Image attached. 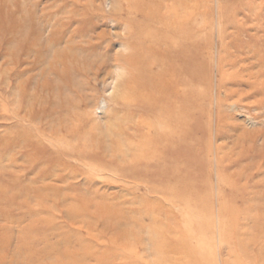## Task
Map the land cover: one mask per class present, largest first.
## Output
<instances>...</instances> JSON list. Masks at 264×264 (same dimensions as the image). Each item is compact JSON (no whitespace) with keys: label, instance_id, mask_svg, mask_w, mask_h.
I'll return each instance as SVG.
<instances>
[{"label":"rangeland","instance_id":"rangeland-1","mask_svg":"<svg viewBox=\"0 0 264 264\" xmlns=\"http://www.w3.org/2000/svg\"><path fill=\"white\" fill-rule=\"evenodd\" d=\"M111 1L0 0V264H264V228L252 222L264 202L238 197L255 190L232 177L241 150L232 140L216 138L221 43L229 47L236 35L253 34L250 28L242 33L240 24H256L264 0H196V62L208 65L207 81L196 91L200 145L183 154L178 181L147 184L126 168L141 161L142 150H117V140L106 137L119 70L109 68L96 82L76 78L87 103L76 111L95 126L104 140L100 145L77 150L72 137L52 135L58 114L48 110L49 102H40L51 96L40 76L45 63L39 67L36 58L39 16L46 13L48 25L71 22L67 31L78 22L91 23L92 37L101 31L122 35L108 19ZM45 27L43 37L51 30ZM123 51L116 42L108 55ZM236 54L231 47L232 60ZM239 71L226 67L225 80ZM52 98L80 103L68 92ZM256 143L261 145L260 137ZM246 154L241 164L253 165L248 175L254 171L249 184L263 180L264 150ZM41 190L43 195L33 193Z\"/></svg>","mask_w":264,"mask_h":264},{"label":"bare ground","instance_id":"bare-ground-1","mask_svg":"<svg viewBox=\"0 0 264 264\" xmlns=\"http://www.w3.org/2000/svg\"><path fill=\"white\" fill-rule=\"evenodd\" d=\"M111 6L113 12L108 19L115 21L113 26L123 31L122 35L101 31L92 37L88 33L96 25L91 23L78 22L67 31L71 22L48 25L50 17L46 13L39 16L36 58L39 67L45 63L40 76H45L51 96L47 100L41 97L40 102H49L48 110L58 114L56 125L49 129L54 136L63 132L72 137L78 142L73 146L77 150L102 144L104 140L96 135L95 126L88 125L89 118L83 119L76 111L78 106H87L85 95L75 86L76 78L96 82L101 74L108 75L109 68L119 70L112 98L113 122L107 126L106 137L118 141L117 150L124 146L126 150H142L141 161L126 167L133 179L146 184L176 182L183 168L181 158L186 151L197 150L200 142L196 139V130L203 127L196 119L199 98L196 91L197 86L207 81L208 65L196 62V0H112ZM255 20L257 23L250 26L240 24L242 33L245 29L254 30L246 39L236 35L229 47L221 43L225 54L220 50L217 62L220 110L216 138L232 140V147L241 150L233 162L237 170L232 177L243 182L244 188L251 186L255 190L239 192L238 197L264 202V179L249 184L254 171L248 175L247 170L253 165L241 164L248 150H253L255 155L264 150V15L259 14ZM45 26L51 30L43 37ZM13 27L8 31L13 32ZM104 42L107 44L103 45ZM116 42L124 51L108 55ZM61 45L64 46L59 50ZM231 47L242 57L236 54L232 60ZM98 57L104 59L101 61ZM226 67L239 68L240 73L225 80ZM227 83L230 89L226 88ZM67 92L78 97L80 103L52 98L53 93L61 98ZM257 137L261 145L256 143ZM126 141H132L134 146L128 142L127 145ZM220 163H224L222 159ZM119 172L122 176L124 167L119 166ZM231 183L235 192L233 180ZM33 193L40 196L44 190ZM263 212L264 209L258 208L256 220L252 221L256 229L264 228Z\"/></svg>","mask_w":264,"mask_h":264}]
</instances>
